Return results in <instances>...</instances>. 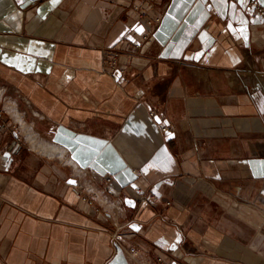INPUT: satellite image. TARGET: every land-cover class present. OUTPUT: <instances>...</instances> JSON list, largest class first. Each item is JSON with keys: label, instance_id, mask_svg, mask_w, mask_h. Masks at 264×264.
<instances>
[{"label": "crops", "instance_id": "0c3cea01", "mask_svg": "<svg viewBox=\"0 0 264 264\" xmlns=\"http://www.w3.org/2000/svg\"><path fill=\"white\" fill-rule=\"evenodd\" d=\"M136 6L162 15L142 49ZM250 73L264 17L246 0H0V264H134L121 228L173 264H264Z\"/></svg>", "mask_w": 264, "mask_h": 264}, {"label": "built area", "instance_id": "2783aa9c", "mask_svg": "<svg viewBox=\"0 0 264 264\" xmlns=\"http://www.w3.org/2000/svg\"><path fill=\"white\" fill-rule=\"evenodd\" d=\"M148 1L150 3L155 2V0H148ZM246 1L251 7H253L257 12H259L264 17V6L258 0H246ZM168 4L169 2L165 1L162 4L161 9H167ZM136 8H138L142 14H145L149 25V28L142 36V39L135 44L136 48L142 49L144 44L151 41V39L153 38L156 31V27L162 19V15L150 17L148 16L146 9H143L139 6H136ZM108 56H109L110 65L113 70H119L123 73L126 71L124 67H120L121 56H122V51L120 49L109 50ZM0 115H2L1 110H0ZM107 179L110 180L111 178L108 177ZM154 198L155 196L151 195V199ZM82 199L90 204L94 202V200L89 198L87 195H82ZM128 233L132 235L136 234L134 230L121 228V230H114L113 232H111L110 235L116 247L125 251L130 256L134 264H173L171 257L179 258V256L174 253L170 254V258H168L166 255L163 254H158L155 257H153L150 254L151 246L147 242L138 241L134 243H128L125 240V235H127Z\"/></svg>", "mask_w": 264, "mask_h": 264}, {"label": "bare ground", "instance_id": "6f19581e", "mask_svg": "<svg viewBox=\"0 0 264 264\" xmlns=\"http://www.w3.org/2000/svg\"><path fill=\"white\" fill-rule=\"evenodd\" d=\"M261 77H258V74L255 73H250V75L246 76V79L248 81H252V82H260L261 86L264 88V79H260Z\"/></svg>", "mask_w": 264, "mask_h": 264}, {"label": "snow or ice", "instance_id": "6c2138e0", "mask_svg": "<svg viewBox=\"0 0 264 264\" xmlns=\"http://www.w3.org/2000/svg\"><path fill=\"white\" fill-rule=\"evenodd\" d=\"M21 3H23V0H21ZM69 183H74L73 181H69Z\"/></svg>", "mask_w": 264, "mask_h": 264}]
</instances>
